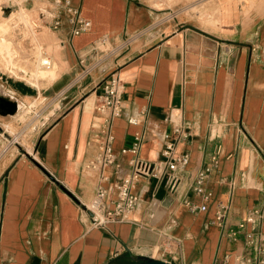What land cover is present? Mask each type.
I'll return each mask as SVG.
<instances>
[{"label": "crops", "instance_id": "0c3cea01", "mask_svg": "<svg viewBox=\"0 0 264 264\" xmlns=\"http://www.w3.org/2000/svg\"><path fill=\"white\" fill-rule=\"evenodd\" d=\"M163 1L70 0L91 22L74 36L52 0L25 1L30 11L60 16L59 27L44 23L58 64L50 87L61 100L33 150L0 152V264H132L140 254L178 264H237L241 255L264 264V0L247 7L202 0L204 8L173 21L163 19L171 9ZM82 66H89L85 75ZM113 71L123 82L124 110L110 123L118 164L106 168L110 178L131 173L133 156L160 163L169 117L190 131L187 144L176 146L190 160L140 179L127 221L92 226L82 203L99 180L85 164L98 152L102 117L94 106ZM0 87V103L31 96L28 85L8 76ZM15 113L0 111V148L13 122L3 119ZM133 143L135 154L120 153ZM206 168L212 198L193 214L188 202H202L194 179ZM219 200L228 207L221 224L214 222ZM252 210L260 214L246 221Z\"/></svg>", "mask_w": 264, "mask_h": 264}, {"label": "built area", "instance_id": "2783aa9c", "mask_svg": "<svg viewBox=\"0 0 264 264\" xmlns=\"http://www.w3.org/2000/svg\"><path fill=\"white\" fill-rule=\"evenodd\" d=\"M23 2L27 0H21ZM54 8H61L68 15V24L71 35H78L91 26V22L81 16L78 9L71 7L70 0H52ZM39 16L43 22L48 21L53 27H59L61 23L60 16L50 9H42ZM83 62V60H81ZM44 64H47L44 62ZM124 86L118 71L111 72L103 82L102 91L98 95L94 109L102 117L101 132L98 152L93 158L87 161L85 166L97 173L99 180L98 188L92 199L87 203H82L83 209L87 212L89 223L92 226H105L110 222L127 221L130 214L135 209L139 196L133 191V187L142 178L160 176L162 167L169 171H175L189 163L190 155L188 152L178 153L176 146L178 144H187L190 131L185 127L181 119H173L172 131L170 134L164 135V146L161 149L160 163L155 164L136 156L131 157L129 163L132 165V172L123 176L121 179L112 180L110 175L106 173V168L114 167L116 163L117 153L113 148V139L110 132V123L112 119L119 117L124 110ZM135 118H129L132 123ZM137 143H133L130 147L120 149L121 154L128 152L136 153ZM209 169L206 168L199 171L194 179L193 192L200 196L202 202L195 204L188 202L189 211L193 214L205 211L208 208V202L211 200V193L205 187V180L208 176ZM112 192V196H110ZM228 207L222 201L215 203L214 222L221 224L227 214ZM260 214L257 210H252L247 216L246 221H251L252 215ZM250 237V235H249ZM254 239L249 238V243L253 244ZM264 249V238L259 241V250ZM229 255L224 257V262ZM237 264H249V262L241 255H236Z\"/></svg>", "mask_w": 264, "mask_h": 264}, {"label": "rangeland", "instance_id": "374dc122", "mask_svg": "<svg viewBox=\"0 0 264 264\" xmlns=\"http://www.w3.org/2000/svg\"><path fill=\"white\" fill-rule=\"evenodd\" d=\"M163 2L171 7L168 11H164L166 14L163 16V19H168L169 21L181 19L182 13L188 15L198 11L200 8H204L205 4H207L202 0H166ZM242 3L244 7H247L249 4H253L254 0H242ZM27 9H29L28 6L21 0H0V16L2 19L8 20L20 11H30V9ZM30 12L32 20L27 22L29 24L26 23L25 25L23 22L18 21V25H13V30L6 33L0 28V77L8 76L10 79H15L17 82L28 85L31 89V96L26 98L25 103L19 102L13 95H8L7 97H10V99H4L0 103V111L8 115L15 113L20 108L13 116L3 119L4 121L12 119L13 122L8 121L5 127L7 134L3 136V147L0 148V152L6 150L8 146V153L28 151L29 147L33 150L35 136L48 127L60 105L59 101L61 98L56 100L59 95L54 97L53 90L50 87V85L54 84L57 75L56 71L53 79H47L44 76V72H40L38 73L39 75L34 77L31 74L24 73L22 67L18 66L29 64L30 61L36 60L37 56L43 52L48 53V50L44 48L46 45L41 40L34 38L38 34H46L48 26L41 20L38 9L36 11L33 9ZM8 54H11V58L14 57L13 60L18 65L8 64L7 59L10 58ZM55 63L58 66L56 60ZM88 72L89 66H82L80 75H85ZM0 91H2L1 87ZM5 102L14 103V107L10 110L6 109Z\"/></svg>", "mask_w": 264, "mask_h": 264}, {"label": "bare ground", "instance_id": "6f19581e", "mask_svg": "<svg viewBox=\"0 0 264 264\" xmlns=\"http://www.w3.org/2000/svg\"><path fill=\"white\" fill-rule=\"evenodd\" d=\"M27 10H29V9H27ZM31 20L32 19H31V12L30 11H20V12H18L16 15L12 16L8 20L2 19L1 16H0V28H1L2 31H5V33H6L7 31L13 30L12 29V26L13 25H18V23H17L18 21H21V22H23L26 25V23L29 22V21H31ZM27 24H29V23H27ZM49 34H51V33H49ZM34 38L35 39L37 38L38 40H41L44 44H46L48 53H44L43 52V53L39 54L37 56V59L36 60L30 61L29 64H26V65H23V64L22 65H18L17 62L13 60L14 57L11 58L10 57L11 54H8V57H10V58L7 59V62H8V64L18 65V66L22 67V70H23L24 73L31 74L34 77L37 76V75H39L38 73L44 72L45 78H47V79H53L55 77V75H54L55 71L57 72V66H56V63H55V60H54V57H53V54H52V51L55 50V49L50 45V36L47 35V34H44V35L43 34L42 35H39L38 34ZM34 38H32V39L34 40ZM9 40H11V39H9ZM3 50H5V49H3ZM45 52H46V50H45ZM31 54H32V52H31ZM26 56H27V54H26ZM29 56H28V58H29ZM44 62H46L47 64H44ZM5 107H6V109L10 110V109H12L14 107V103H12V102H5ZM9 127L12 128L11 126H9ZM29 149L31 150L30 147H29Z\"/></svg>", "mask_w": 264, "mask_h": 264}, {"label": "water", "instance_id": "95a60500", "mask_svg": "<svg viewBox=\"0 0 264 264\" xmlns=\"http://www.w3.org/2000/svg\"><path fill=\"white\" fill-rule=\"evenodd\" d=\"M132 264H178L176 262H170V261H165L162 259L154 258V257H149L146 255H137L134 258V262Z\"/></svg>", "mask_w": 264, "mask_h": 264}, {"label": "trees", "instance_id": "16d2710c", "mask_svg": "<svg viewBox=\"0 0 264 264\" xmlns=\"http://www.w3.org/2000/svg\"><path fill=\"white\" fill-rule=\"evenodd\" d=\"M109 264H112L111 262Z\"/></svg>", "mask_w": 264, "mask_h": 264}]
</instances>
